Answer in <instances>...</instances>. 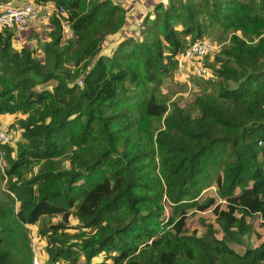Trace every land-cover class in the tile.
<instances>
[{"label": "trees", "instance_id": "trees-1", "mask_svg": "<svg viewBox=\"0 0 264 264\" xmlns=\"http://www.w3.org/2000/svg\"><path fill=\"white\" fill-rule=\"evenodd\" d=\"M28 1L52 29L37 58L0 27V120L20 136L0 143V264H32L37 223L47 264L264 263V241L232 247L264 228V0H153L134 24L125 0ZM214 29L205 93L172 101L163 81Z\"/></svg>", "mask_w": 264, "mask_h": 264}, {"label": "rangeland", "instance_id": "rangeland-1", "mask_svg": "<svg viewBox=\"0 0 264 264\" xmlns=\"http://www.w3.org/2000/svg\"><path fill=\"white\" fill-rule=\"evenodd\" d=\"M157 1V0H156ZM15 3H13V6H21L27 2L28 0H14ZM126 6H128V11L130 12V15L132 16L130 18V23H137L140 21L141 17L146 13V11L149 9L148 7H145V4H152L153 0H150L149 3H146V0H125L124 1ZM137 15V16H136ZM138 15L139 18L138 19ZM62 30L63 34L67 35L70 33L69 27L66 25V23H62ZM52 27L49 23V18L46 16H41L39 19H37L34 24L26 27L22 32L16 34L15 39H13V46L15 49L19 50L21 47H25L31 50H36V57L41 58V52L39 48L41 47V43L45 42L47 40V35L51 31ZM128 34H131L130 32H134V27H131L130 31H128ZM212 33L210 36L206 37L204 41H207L211 47L208 56V59L206 62H212L213 56L217 54V52L225 45H228V42L224 39H220V32L217 29H214L211 31ZM121 35L113 36L111 37L109 49L104 50V54H108L113 48L116 47V45L122 40ZM109 50V51H108ZM197 65V64H196ZM200 65V64H199ZM201 66V65H200ZM198 67V66H196ZM207 71V70H206ZM212 79V74L207 71L203 76L197 75L192 67L186 66V68L182 71H176L174 72L173 77L165 79L163 81V85L161 87V91L164 94H167L171 97L173 100H179V102L182 104L190 103L193 98L196 95H201L205 93V81ZM208 91V90H207ZM2 125L5 126L7 122L11 121V118H7L6 122H4V119L0 120ZM11 140L13 141H19L20 136L17 132L16 134L11 135ZM214 196V189H210L205 193V196ZM166 209L165 213L166 216L170 215V209L165 203ZM198 213H190L187 215H183L182 218L174 225V228L176 231L180 232L182 228L186 224L190 223L191 219L198 218ZM205 221L213 223L216 227V224L214 223V216L212 212L206 211L201 215ZM58 221L57 218L53 219L52 222L56 223ZM248 223L252 225L253 231L251 232L250 236H245L243 238L242 244H235L232 247L234 250H236L238 253H243L248 247H257L262 241H264V228L261 225V221L259 219H247ZM77 221L72 220L70 221V226L73 228L77 226ZM38 223L33 226H27L30 234L31 239V247L33 248L34 252L37 253L40 261L42 264H47V255L45 253V242L43 239H40L37 235V228ZM70 227L69 230L66 232L68 234L76 233L77 231L72 229ZM220 237V236H218ZM100 260V259H97ZM82 261V259L80 260ZM60 264V263H57ZM264 264V263H262Z\"/></svg>", "mask_w": 264, "mask_h": 264}, {"label": "built area", "instance_id": "built-area-1", "mask_svg": "<svg viewBox=\"0 0 264 264\" xmlns=\"http://www.w3.org/2000/svg\"><path fill=\"white\" fill-rule=\"evenodd\" d=\"M42 11L43 6L37 5L34 2H27L21 6H13L12 2L5 4L0 3V27H5L14 34H18L26 27L34 24L41 16ZM59 11L63 12L62 9ZM210 49L209 43L204 40L189 45V47L178 56V71H182L186 66H190L197 75L203 76L206 73V69L200 65H196V62L205 59ZM78 84H81V82L78 81ZM10 141V137L5 133L0 121V143L8 144ZM32 251V264H42L33 248Z\"/></svg>", "mask_w": 264, "mask_h": 264}, {"label": "crops", "instance_id": "crops-1", "mask_svg": "<svg viewBox=\"0 0 264 264\" xmlns=\"http://www.w3.org/2000/svg\"><path fill=\"white\" fill-rule=\"evenodd\" d=\"M12 3H15L14 0L11 1ZM51 11H53V7L50 6V5H47V6H43V11H42V14L41 16H46V14L50 13ZM40 16V17H41ZM48 16V15H47Z\"/></svg>", "mask_w": 264, "mask_h": 264}]
</instances>
